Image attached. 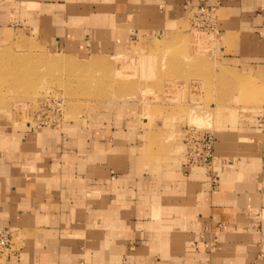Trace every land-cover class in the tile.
Returning a JSON list of instances; mask_svg holds the SVG:
<instances>
[{
	"label": "crops",
	"instance_id": "crops-1",
	"mask_svg": "<svg viewBox=\"0 0 264 264\" xmlns=\"http://www.w3.org/2000/svg\"><path fill=\"white\" fill-rule=\"evenodd\" d=\"M195 8L228 61L264 67V0H0V41L108 54ZM144 125L0 133V226L21 246L0 264H264L263 120L215 136L210 170L148 160Z\"/></svg>",
	"mask_w": 264,
	"mask_h": 264
},
{
	"label": "rangeland",
	"instance_id": "rangeland-1",
	"mask_svg": "<svg viewBox=\"0 0 264 264\" xmlns=\"http://www.w3.org/2000/svg\"><path fill=\"white\" fill-rule=\"evenodd\" d=\"M168 28L108 54H70L47 38L10 30L0 41V133L24 134L27 125L135 131L148 122L158 126L142 136L148 160L182 163L185 130L245 138L264 122V67L241 69L225 58L212 11L181 13ZM55 59L62 65H51ZM95 59L107 66L83 67Z\"/></svg>",
	"mask_w": 264,
	"mask_h": 264
},
{
	"label": "built area",
	"instance_id": "built-area-1",
	"mask_svg": "<svg viewBox=\"0 0 264 264\" xmlns=\"http://www.w3.org/2000/svg\"><path fill=\"white\" fill-rule=\"evenodd\" d=\"M182 140L184 146L187 147L186 164L190 167L202 166L210 170L214 159L215 138L187 129ZM18 241L19 233L16 228L0 226V258L6 259L15 255L21 248Z\"/></svg>",
	"mask_w": 264,
	"mask_h": 264
},
{
	"label": "bare ground",
	"instance_id": "bare-ground-1",
	"mask_svg": "<svg viewBox=\"0 0 264 264\" xmlns=\"http://www.w3.org/2000/svg\"><path fill=\"white\" fill-rule=\"evenodd\" d=\"M24 44H26V46L28 45L27 43H24ZM49 62H52V61H49ZM59 63H61V61L58 60V59H55L51 63V65H58ZM74 63L71 62L69 65L70 66H73V67L82 66L80 64H74ZM59 65H62V64H59ZM106 66H107V64L104 61H102L100 59H95V60H91L88 64L84 65L83 67H85V68H87V67H94V68H100V67H102L103 68V67H106ZM118 68H119V64H118Z\"/></svg>",
	"mask_w": 264,
	"mask_h": 264
}]
</instances>
